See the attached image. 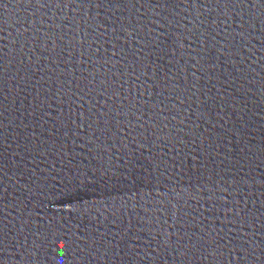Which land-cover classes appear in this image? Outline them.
I'll return each instance as SVG.
<instances>
[{"label": "water", "instance_id": "water-1", "mask_svg": "<svg viewBox=\"0 0 264 264\" xmlns=\"http://www.w3.org/2000/svg\"><path fill=\"white\" fill-rule=\"evenodd\" d=\"M0 264H264V0H0Z\"/></svg>", "mask_w": 264, "mask_h": 264}]
</instances>
